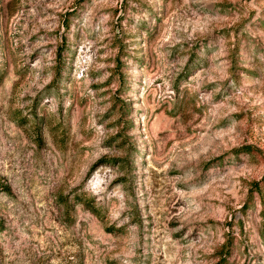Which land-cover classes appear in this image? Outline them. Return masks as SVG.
Returning <instances> with one entry per match:
<instances>
[{"label": "rangeland", "instance_id": "1", "mask_svg": "<svg viewBox=\"0 0 264 264\" xmlns=\"http://www.w3.org/2000/svg\"><path fill=\"white\" fill-rule=\"evenodd\" d=\"M221 259L264 264V0H0V264Z\"/></svg>", "mask_w": 264, "mask_h": 264}, {"label": "trees", "instance_id": "2", "mask_svg": "<svg viewBox=\"0 0 264 264\" xmlns=\"http://www.w3.org/2000/svg\"><path fill=\"white\" fill-rule=\"evenodd\" d=\"M249 153H250V151H249ZM225 263H226V259H221L218 264H225Z\"/></svg>", "mask_w": 264, "mask_h": 264}]
</instances>
